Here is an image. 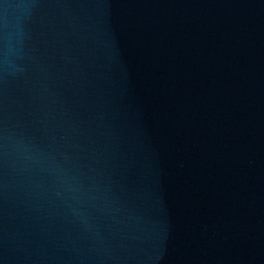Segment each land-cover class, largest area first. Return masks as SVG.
Listing matches in <instances>:
<instances>
[{
    "label": "water",
    "instance_id": "obj_1",
    "mask_svg": "<svg viewBox=\"0 0 264 264\" xmlns=\"http://www.w3.org/2000/svg\"><path fill=\"white\" fill-rule=\"evenodd\" d=\"M0 264H264V0H0Z\"/></svg>",
    "mask_w": 264,
    "mask_h": 264
}]
</instances>
